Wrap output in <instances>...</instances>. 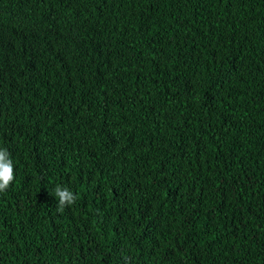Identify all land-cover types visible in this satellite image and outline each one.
I'll return each instance as SVG.
<instances>
[{
	"label": "trees",
	"instance_id": "obj_1",
	"mask_svg": "<svg viewBox=\"0 0 264 264\" xmlns=\"http://www.w3.org/2000/svg\"><path fill=\"white\" fill-rule=\"evenodd\" d=\"M0 150V264H264V0H0Z\"/></svg>",
	"mask_w": 264,
	"mask_h": 264
},
{
	"label": "clouds",
	"instance_id": "obj_2",
	"mask_svg": "<svg viewBox=\"0 0 264 264\" xmlns=\"http://www.w3.org/2000/svg\"><path fill=\"white\" fill-rule=\"evenodd\" d=\"M14 180V166L7 150H0V193L5 192ZM54 196L58 200L57 211L63 212L65 207L75 203L76 196L67 188L57 186Z\"/></svg>",
	"mask_w": 264,
	"mask_h": 264
}]
</instances>
